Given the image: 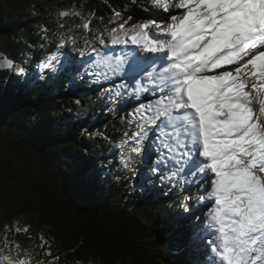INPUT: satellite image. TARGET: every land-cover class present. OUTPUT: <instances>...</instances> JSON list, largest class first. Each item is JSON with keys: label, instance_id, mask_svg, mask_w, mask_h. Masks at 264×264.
<instances>
[{"label": "snow or ice", "instance_id": "snow-or-ice-1", "mask_svg": "<svg viewBox=\"0 0 264 264\" xmlns=\"http://www.w3.org/2000/svg\"><path fill=\"white\" fill-rule=\"evenodd\" d=\"M110 12L59 7L49 28L31 9V48L50 49L32 60L36 79L62 72L99 93L98 112L72 119L87 121L82 135L108 141V155L78 154V163L96 183L133 181L166 215L178 200L173 219L199 257L190 264H264V0H147ZM26 63L5 56L0 70L27 78ZM101 116L120 117L118 137L99 131L97 121L109 122ZM4 233L0 264H59L43 232L34 239L16 221ZM21 233L30 247L9 236Z\"/></svg>", "mask_w": 264, "mask_h": 264}, {"label": "trees", "instance_id": "trees-1", "mask_svg": "<svg viewBox=\"0 0 264 264\" xmlns=\"http://www.w3.org/2000/svg\"><path fill=\"white\" fill-rule=\"evenodd\" d=\"M146 2L0 0V58L27 61L29 70L27 78L0 70V241L5 226L19 221L21 227L31 226L34 239L43 232L53 252L60 254L59 264H190L199 258L184 247L173 219L179 211L178 200L168 201L166 215L156 203L132 190L133 181L105 176L107 183H96L87 166L78 163V154L108 155L109 142L82 135L87 121L72 119L82 110L98 112L99 93L84 84L73 86L62 72L38 80L32 63L50 50L31 48V41L39 38L37 18L31 15L33 5L45 14L39 23L54 28L59 7L82 6L85 12L107 18L110 5L132 11ZM73 22L78 21H68ZM93 24L105 26L98 20ZM25 79L28 85L17 83ZM106 119V125L97 121L99 131L118 137L120 117H99ZM9 236L31 246L22 233Z\"/></svg>", "mask_w": 264, "mask_h": 264}, {"label": "rangeland", "instance_id": "rangeland-1", "mask_svg": "<svg viewBox=\"0 0 264 264\" xmlns=\"http://www.w3.org/2000/svg\"><path fill=\"white\" fill-rule=\"evenodd\" d=\"M137 14L138 15H146V13H141V12H137ZM0 60H2V59L0 58Z\"/></svg>", "mask_w": 264, "mask_h": 264}]
</instances>
